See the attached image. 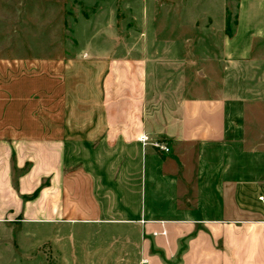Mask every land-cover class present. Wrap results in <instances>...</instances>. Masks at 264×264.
I'll return each instance as SVG.
<instances>
[{
	"label": "crops",
	"instance_id": "0c3cea01",
	"mask_svg": "<svg viewBox=\"0 0 264 264\" xmlns=\"http://www.w3.org/2000/svg\"><path fill=\"white\" fill-rule=\"evenodd\" d=\"M22 12L0 4V264L24 262L12 220L50 228L49 264H264V0H239L232 36L222 16L213 51L111 37L41 69Z\"/></svg>",
	"mask_w": 264,
	"mask_h": 264
},
{
	"label": "rangeland",
	"instance_id": "374dc122",
	"mask_svg": "<svg viewBox=\"0 0 264 264\" xmlns=\"http://www.w3.org/2000/svg\"><path fill=\"white\" fill-rule=\"evenodd\" d=\"M20 2L23 8V58L38 59L40 69L45 59L75 61L89 47L110 48L111 45L103 42V38L111 37L124 39L117 46L120 52L134 54L144 52L148 35L168 38L181 35L186 38L187 41L181 45L183 57L196 49L199 52L213 51L214 42L219 38L217 27L222 16L227 17V25L229 23L233 32L239 4V0H0V4L6 6ZM225 9L227 14H224ZM146 23L151 26L149 34L146 33ZM212 26L216 28L210 32L205 29ZM191 39H195V43H191ZM165 47L169 51L172 46L168 44ZM231 73L232 90L237 91V69H232ZM39 81L41 87L42 81L46 80L40 76ZM60 82L61 78H57L53 85L59 86ZM46 184L45 181L42 183L39 194ZM30 199L31 195L24 197V202ZM4 225L1 230L7 231L8 245L15 242L14 232H23L24 236L16 242L23 247V264L50 263L45 243L50 228L45 223L37 225L12 220ZM31 231L38 232L42 240L39 255L31 250V237L26 235Z\"/></svg>",
	"mask_w": 264,
	"mask_h": 264
},
{
	"label": "built area",
	"instance_id": "2783aa9c",
	"mask_svg": "<svg viewBox=\"0 0 264 264\" xmlns=\"http://www.w3.org/2000/svg\"><path fill=\"white\" fill-rule=\"evenodd\" d=\"M139 141L142 143V145L144 147L151 145L152 147H155L156 149H158L161 152H164L166 154L170 153V148L165 142L151 140L150 137L146 134L142 135L139 138ZM162 234H165V232H163ZM155 235H157V234H155Z\"/></svg>",
	"mask_w": 264,
	"mask_h": 264
},
{
	"label": "trees",
	"instance_id": "16d2710c",
	"mask_svg": "<svg viewBox=\"0 0 264 264\" xmlns=\"http://www.w3.org/2000/svg\"><path fill=\"white\" fill-rule=\"evenodd\" d=\"M235 24H236V22H235ZM227 34L229 35V36H232L233 35V32L230 30V26H229V23H228V25H227Z\"/></svg>",
	"mask_w": 264,
	"mask_h": 264
}]
</instances>
